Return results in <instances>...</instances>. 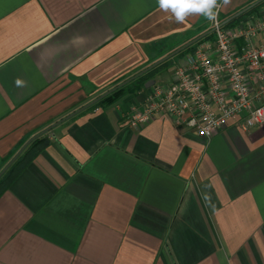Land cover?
Instances as JSON below:
<instances>
[{"label":"crops","instance_id":"0c3cea01","mask_svg":"<svg viewBox=\"0 0 264 264\" xmlns=\"http://www.w3.org/2000/svg\"><path fill=\"white\" fill-rule=\"evenodd\" d=\"M169 15L158 0H0V170L209 25ZM151 86L36 137L0 189V264H264V125L229 119L206 138L155 114L133 127Z\"/></svg>","mask_w":264,"mask_h":264},{"label":"built area","instance_id":"2783aa9c","mask_svg":"<svg viewBox=\"0 0 264 264\" xmlns=\"http://www.w3.org/2000/svg\"><path fill=\"white\" fill-rule=\"evenodd\" d=\"M209 21L211 34L197 41L175 69L174 80L153 84L141 106H131L139 128L155 114L210 138L229 119L248 131L264 125V8L227 26Z\"/></svg>","mask_w":264,"mask_h":264},{"label":"trees","instance_id":"16d2710c","mask_svg":"<svg viewBox=\"0 0 264 264\" xmlns=\"http://www.w3.org/2000/svg\"><path fill=\"white\" fill-rule=\"evenodd\" d=\"M254 1L255 0H253V2ZM262 7H264V0L260 1L259 3H257L256 5L251 7L250 9H248L246 12H244L241 15H239L235 19L229 21L225 25H227V26L233 25V24L237 23L240 19H242L244 16L252 14V13H254L256 11H259ZM219 17H220L221 22H223L228 16H226L225 18H221V16H219ZM206 31L207 30H205L203 32H206ZM210 36H211V34L208 33L207 35H205L203 38H201L198 41H201V40H203V39H205L207 37H210ZM194 44H192L191 46H189V47L185 48L184 50L178 52L177 54H175L174 56L168 58L167 60L163 61L162 63L158 64L157 66L153 67L152 69H150L146 73H144V74L132 79L131 81H129L125 85H123L121 87H118L117 89H115L111 93L107 94L106 96H104L103 98L98 100L96 103L91 105L90 107L108 105V104L113 103L114 101L118 100L119 98H121L122 96H124L126 94L136 93L139 90L143 89L145 84L154 76L155 72H157L159 69L168 68L174 58H177V57L181 56L187 49L191 48ZM118 83H116V84H118ZM116 84H114L113 86H115ZM39 141H41V139H39V138L34 139L22 151V153L11 164V166L1 175V177H0V189H2L4 187V185L7 182L8 178L10 177L12 172L14 171V168H15L16 164L19 161H21L24 158V156L27 154V152H29L35 146V144H37Z\"/></svg>","mask_w":264,"mask_h":264},{"label":"water","instance_id":"95a60500","mask_svg":"<svg viewBox=\"0 0 264 264\" xmlns=\"http://www.w3.org/2000/svg\"><path fill=\"white\" fill-rule=\"evenodd\" d=\"M262 0H255L254 2L250 3L249 5L245 6L244 8L236 11L235 13L231 14L230 16H228L222 23L226 24L229 21L235 19L236 17H238L239 15L243 14L244 12H246L248 9H250L251 7H253L254 5H256L257 3H259ZM209 33V31L203 32L199 35H197L196 37L192 38L191 40L185 42L184 44L180 45L179 47H177L176 49L170 51L169 53L165 54L164 56H162L161 58L157 59L156 61H154L153 63L149 64L148 66H146L145 68L139 70L138 72H136L135 74L129 76L128 78L122 80L121 82H119L118 84H116L115 86L107 89L106 91L102 92L99 96H97L96 98L92 99L91 101L87 102L86 104H84L83 106L77 108L76 110L72 111L71 113H69L68 115L64 116L63 118H61L60 120L52 123L50 126L46 127L45 129H43L41 132L35 134L34 136H32L31 138H29L16 152L15 154L8 160V162L1 168L0 170V177L1 175L11 166V164L17 159V157L21 154V152L23 151V149L31 142L33 141L36 137H38L40 134L50 130L53 126H55L56 124L60 123L61 121L71 117L72 115H74L77 112H80L81 110L93 105L94 103H96L98 100H100L101 98H103L104 96H106L107 94L111 93L112 91H114L115 89H117L118 87H121L123 85H125L126 83H128L129 81H131L132 79L146 73L147 71H149L150 69H152L153 67L157 66L158 64L162 63L163 61L167 60L168 58L174 56L175 54H177L178 52L184 50L185 48L191 46L192 44H194L195 42H197L198 40H200L201 38H203L205 35H207ZM153 85V80H149L145 86L149 87Z\"/></svg>","mask_w":264,"mask_h":264},{"label":"clouds","instance_id":"9594fccd","mask_svg":"<svg viewBox=\"0 0 264 264\" xmlns=\"http://www.w3.org/2000/svg\"><path fill=\"white\" fill-rule=\"evenodd\" d=\"M230 0H158L160 10L170 14L169 19L176 23H184L189 16L203 15L209 21H215L221 7ZM22 81L17 80V85Z\"/></svg>","mask_w":264,"mask_h":264},{"label":"rangeland","instance_id":"374dc122","mask_svg":"<svg viewBox=\"0 0 264 264\" xmlns=\"http://www.w3.org/2000/svg\"><path fill=\"white\" fill-rule=\"evenodd\" d=\"M191 48L187 49L182 55L184 56L186 53H188L190 51ZM164 79L167 78V75L165 77H163ZM166 80V79H165Z\"/></svg>","mask_w":264,"mask_h":264}]
</instances>
